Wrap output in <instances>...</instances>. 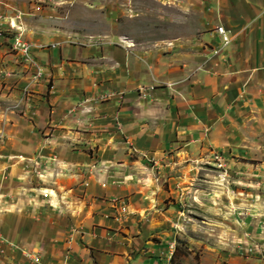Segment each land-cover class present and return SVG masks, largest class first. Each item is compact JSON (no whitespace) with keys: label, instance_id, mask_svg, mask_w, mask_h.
Wrapping results in <instances>:
<instances>
[{"label":"crops","instance_id":"obj_1","mask_svg":"<svg viewBox=\"0 0 264 264\" xmlns=\"http://www.w3.org/2000/svg\"><path fill=\"white\" fill-rule=\"evenodd\" d=\"M145 1L162 7L175 3L182 10L187 2ZM140 3L0 0V29L15 24L40 68L38 83L18 69L10 73L21 90L28 88V96L19 90L15 100L33 111V122L4 126V155L42 146L40 156L68 166L48 171L58 186H38L53 192L46 198L39 191L36 199L29 197L35 195L29 192L33 185L5 186L4 195L15 196L17 209L27 211L33 200L38 217L48 211L49 230L24 249L0 236V264H37L27 255L37 250L40 264L172 263L177 223L169 209L181 212L165 205L175 194L156 181L162 165H147L146 153L160 146V134L174 125L186 130L209 124L208 107L226 106L233 124L248 115L243 106H264V0H192L191 16L175 26L176 44L153 39L136 26L150 10ZM217 26L232 40L213 54L222 47ZM170 48L171 60L154 69L152 54ZM163 84L169 86L157 87ZM207 136L215 137L211 126ZM45 176L40 172L39 179ZM223 247L202 252L193 264H264V252ZM190 257L182 263L191 264Z\"/></svg>","mask_w":264,"mask_h":264},{"label":"rangeland","instance_id":"obj_2","mask_svg":"<svg viewBox=\"0 0 264 264\" xmlns=\"http://www.w3.org/2000/svg\"><path fill=\"white\" fill-rule=\"evenodd\" d=\"M138 1L141 2L142 9L149 7L150 10L141 13L140 22L136 26L141 27L153 39H168L167 41L173 43L178 38L176 24L187 21L191 16L189 7L194 5L192 0H187L185 9L182 10L175 3L162 7L159 3ZM14 25H9L8 29H0V236L24 249L34 239H39L37 237L42 233L48 232V211H41L43 216L38 217L39 211L31 210L37 204L32 200L28 210L23 212L22 209H17L15 196L11 198L12 207L5 209L4 204L11 199L10 195H4V188L15 190L19 184L29 188L33 185L35 190H29L35 193L29 195L33 199L38 196V191L45 198V193L54 195L52 191L37 187L47 188L51 184L49 189L53 190L54 186H58L57 177L48 176V171L53 173L55 167L60 165L52 163L55 162L50 160L52 156H40L42 146L30 152L9 150L4 155V126L17 122L30 125L29 121L33 122V111L28 113L23 106H18L21 100L18 103L15 100L17 91L20 90L21 94L27 92L28 88L21 90L10 73L12 75L18 69L17 72L26 75V78L33 76L31 79L36 83L40 76V68L35 63L32 52L26 57L21 50L13 49V37H21V31L15 29ZM8 43L10 47H4ZM223 47L214 48L211 53L217 54ZM172 52L170 48L167 52L158 51L157 54H152L154 69L166 66V62L171 60L169 56ZM168 86L163 84L157 87ZM243 107L248 110V115L244 120L240 119L233 124L226 117V106L217 108L219 111L208 107L209 124L187 127L186 130L185 126L180 129L174 125L166 134H160L157 143L160 146L145 152L150 159L147 165H162V172L157 175L162 177L156 181L161 183L164 190H172L175 194L165 198V205L167 208L173 206L181 212L180 214L177 210L169 209L176 215L174 220L177 223L172 226V230L177 232L176 239L173 240L174 258L177 256L169 264H183L182 261L190 255L189 263L193 264L202 252L225 251L223 246L233 252H264V106ZM217 116L220 118L219 126L214 124ZM188 118L193 119V113ZM178 123L176 121L174 124ZM209 125L214 129V138L207 136ZM187 132L189 136L185 138ZM131 152L136 153V150L132 149ZM42 155L49 154L42 152ZM4 156L8 158V165L4 164ZM37 158L46 161L36 166ZM61 165L58 171L68 167ZM35 171L46 174L45 178L29 177L30 172L33 174ZM25 172L28 175L19 178ZM177 194L179 198H176ZM44 206L43 210L47 209L46 203Z\"/></svg>","mask_w":264,"mask_h":264},{"label":"built area","instance_id":"obj_3","mask_svg":"<svg viewBox=\"0 0 264 264\" xmlns=\"http://www.w3.org/2000/svg\"><path fill=\"white\" fill-rule=\"evenodd\" d=\"M38 10V8H36ZM215 31L221 35V40H222V46L226 47L227 45H229V43L231 42V36L228 35V31H226L222 26H218L215 28ZM0 36H2V33L0 32ZM124 43V41L122 42ZM12 47L13 49L15 50H21L22 53L24 54V56H28V53H31V47L32 45L29 44V43H26L25 41H23L21 39V37H18V35L14 36L13 39H12ZM51 161H53L51 158H50ZM44 161L46 160H42V158H37L35 163H36V166L40 165L41 163H43ZM38 168V167H37ZM34 174L37 176V179H39V174H38V171H35ZM38 189H41V188H38ZM46 190V189H45ZM47 195H51L50 193L47 194L45 193V196L47 197ZM251 251V250H248V252ZM247 252V251H246ZM34 254V255H33ZM28 256H30V258L33 260V262L37 263V264H40L39 263V259L36 257L35 255V252H30V253H27Z\"/></svg>","mask_w":264,"mask_h":264}]
</instances>
